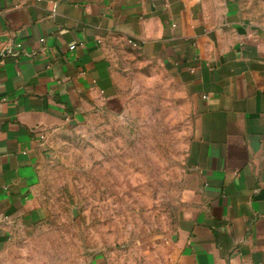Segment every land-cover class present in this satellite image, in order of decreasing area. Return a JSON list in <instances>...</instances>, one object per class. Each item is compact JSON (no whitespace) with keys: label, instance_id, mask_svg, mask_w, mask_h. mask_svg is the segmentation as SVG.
<instances>
[{"label":"crops","instance_id":"0c3cea01","mask_svg":"<svg viewBox=\"0 0 264 264\" xmlns=\"http://www.w3.org/2000/svg\"><path fill=\"white\" fill-rule=\"evenodd\" d=\"M129 51L193 101L169 264H264V25L240 0H0V258L46 216L47 138L126 108Z\"/></svg>","mask_w":264,"mask_h":264},{"label":"rangeland","instance_id":"374dc122","mask_svg":"<svg viewBox=\"0 0 264 264\" xmlns=\"http://www.w3.org/2000/svg\"><path fill=\"white\" fill-rule=\"evenodd\" d=\"M240 4L264 25V0ZM121 62L126 108L47 138L35 180L46 216L0 264L170 263L195 186L188 164L193 101L139 53Z\"/></svg>","mask_w":264,"mask_h":264},{"label":"built area","instance_id":"2783aa9c","mask_svg":"<svg viewBox=\"0 0 264 264\" xmlns=\"http://www.w3.org/2000/svg\"><path fill=\"white\" fill-rule=\"evenodd\" d=\"M129 44H131L132 46L135 47V44L132 41H129ZM72 49H73V47L70 48V50H72Z\"/></svg>","mask_w":264,"mask_h":264}]
</instances>
